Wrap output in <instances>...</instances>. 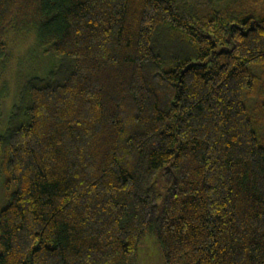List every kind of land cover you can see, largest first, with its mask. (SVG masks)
Masks as SVG:
<instances>
[{"label":"trees","instance_id":"1","mask_svg":"<svg viewBox=\"0 0 264 264\" xmlns=\"http://www.w3.org/2000/svg\"><path fill=\"white\" fill-rule=\"evenodd\" d=\"M221 1L0 0V61L58 60L0 134V264H264V7Z\"/></svg>","mask_w":264,"mask_h":264},{"label":"rangeland","instance_id":"2","mask_svg":"<svg viewBox=\"0 0 264 264\" xmlns=\"http://www.w3.org/2000/svg\"><path fill=\"white\" fill-rule=\"evenodd\" d=\"M236 1L239 0H222L214 3L213 8H234L233 3ZM259 1L262 5L260 7H264V0ZM5 46L6 52L0 61V134L6 129L8 116L12 106L17 103L22 83L33 76L44 77L49 70L54 69L58 64L57 58L37 43L32 30L10 28L5 35ZM250 68L254 74L256 72L261 88L264 89V65L251 66ZM257 93L256 96L245 98L246 103L254 110L257 105L264 106V97L261 99ZM24 105L22 102L19 113ZM17 122L18 120L13 121L11 126L16 125ZM261 126L262 128L257 131V135L259 141L264 143V121L261 122ZM1 185L0 206L5 200ZM135 264H164L156 240L151 234H146L138 245Z\"/></svg>","mask_w":264,"mask_h":264}]
</instances>
